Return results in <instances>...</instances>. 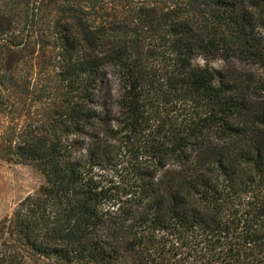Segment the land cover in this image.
Instances as JSON below:
<instances>
[{"label": "trees", "instance_id": "1", "mask_svg": "<svg viewBox=\"0 0 264 264\" xmlns=\"http://www.w3.org/2000/svg\"><path fill=\"white\" fill-rule=\"evenodd\" d=\"M39 44L55 98L9 75ZM0 87L49 103L0 264H264V0H0Z\"/></svg>", "mask_w": 264, "mask_h": 264}, {"label": "rangeland", "instance_id": "2", "mask_svg": "<svg viewBox=\"0 0 264 264\" xmlns=\"http://www.w3.org/2000/svg\"><path fill=\"white\" fill-rule=\"evenodd\" d=\"M48 40H50L52 46H48L46 54L50 57L57 51L53 45L55 41L49 38ZM21 47L25 51L21 53L24 57L35 50L36 54L33 58L19 62L16 67H7L11 69L9 75L14 79L15 90L18 88L22 92L24 88H29L31 92H35L39 96H53L55 98L56 86L52 77L50 78L47 74L50 73V68L46 69L45 66L47 63L50 64L49 60H52L49 58L43 60L36 56L43 45H22ZM13 50L16 49L13 47ZM27 53L28 55H24ZM31 59L33 60L31 61ZM36 62L38 65H34ZM0 91V103L8 100V96H11V104H13V107L9 109L7 106H5V109L3 106L0 107V150H3L8 143L17 141L15 134L30 123L33 114L45 110L49 103L45 105L37 104L36 101L33 102L30 99L32 95L26 98L25 95L20 97L17 94L11 95L8 91L3 93L1 87ZM53 98L50 99L53 100ZM4 156L2 152L0 154V222L6 216L12 214L20 201L28 195L34 194L44 184L43 176L32 166L19 164L16 161H7Z\"/></svg>", "mask_w": 264, "mask_h": 264}]
</instances>
